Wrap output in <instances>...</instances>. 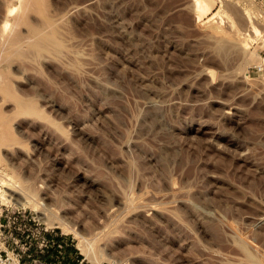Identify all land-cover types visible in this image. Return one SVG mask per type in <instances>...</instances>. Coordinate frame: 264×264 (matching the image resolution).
<instances>
[{"label": "rangeland", "instance_id": "obj_1", "mask_svg": "<svg viewBox=\"0 0 264 264\" xmlns=\"http://www.w3.org/2000/svg\"><path fill=\"white\" fill-rule=\"evenodd\" d=\"M254 27L264 0H0V241L34 264H264Z\"/></svg>", "mask_w": 264, "mask_h": 264}, {"label": "built area", "instance_id": "obj_2", "mask_svg": "<svg viewBox=\"0 0 264 264\" xmlns=\"http://www.w3.org/2000/svg\"><path fill=\"white\" fill-rule=\"evenodd\" d=\"M257 72L264 73V59L260 64L254 66ZM2 214L0 215V218ZM3 224L0 223V231ZM5 242L0 241V264H34L32 262H24L23 255L16 252V248L5 246ZM61 246V245H59ZM40 263V262H39ZM100 264H130L128 261H104Z\"/></svg>", "mask_w": 264, "mask_h": 264}, {"label": "bare ground", "instance_id": "obj_3", "mask_svg": "<svg viewBox=\"0 0 264 264\" xmlns=\"http://www.w3.org/2000/svg\"><path fill=\"white\" fill-rule=\"evenodd\" d=\"M203 3V2H202ZM9 11V10H8ZM10 12V11H9ZM12 12V11H11ZM10 12V13H11ZM9 13V14H10ZM4 26V25H3ZM4 28H5V30H6V28H7V23L5 24V26H4ZM3 28V29H4ZM253 35L255 36L254 38H253V40L255 41V43H258V41H260V40H262L263 39V37H264V34H262V33H260V31H258V29H256L255 27L253 28ZM245 44V43H244ZM252 46L253 45H244V46H242L241 48L243 49V51L245 50V51H250L251 49H252ZM244 51V52H245ZM83 254H85L86 256H88V254L83 250ZM89 257V256H88ZM101 262H99V261H97L96 262V264H100Z\"/></svg>", "mask_w": 264, "mask_h": 264}]
</instances>
